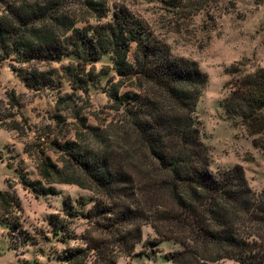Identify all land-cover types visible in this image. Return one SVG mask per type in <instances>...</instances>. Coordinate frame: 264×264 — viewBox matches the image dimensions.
I'll list each match as a JSON object with an SVG mask.
<instances>
[{
  "label": "trees",
  "instance_id": "trees-1",
  "mask_svg": "<svg viewBox=\"0 0 264 264\" xmlns=\"http://www.w3.org/2000/svg\"><path fill=\"white\" fill-rule=\"evenodd\" d=\"M203 1L177 7L200 9ZM106 54L115 73L105 91L107 124L92 126L78 117L82 131L50 142L56 161L41 155L39 179L21 178L35 195H54V185L92 195L89 208L78 199L49 220L60 242H79L66 245L63 263L116 264L134 253L149 226L156 244L179 246L165 255L170 264H264V189L252 190L238 165L210 169L211 154L194 117L207 85L197 63L172 55L116 0H0V67L5 61L26 65L17 76L27 89L52 88L64 79L73 93H86L93 65ZM63 61L55 80L45 69ZM73 95L58 105L72 102ZM222 108L228 118L241 120L264 154V70L234 76ZM19 207L13 194L0 191V217ZM78 217L87 225L79 236L67 222ZM10 236L33 243L18 219Z\"/></svg>",
  "mask_w": 264,
  "mask_h": 264
},
{
  "label": "rangeland",
  "instance_id": "rangeland-1",
  "mask_svg": "<svg viewBox=\"0 0 264 264\" xmlns=\"http://www.w3.org/2000/svg\"><path fill=\"white\" fill-rule=\"evenodd\" d=\"M195 1L116 0V4L141 19L167 44L172 55L196 62L207 75L194 117L211 154L210 169L217 172L238 165L248 186L259 192L264 189V154L253 146V137L241 120L225 115L222 102L234 76L264 70V0H205L200 9L177 7ZM66 64L55 63L45 71L55 80L61 79L60 66ZM23 68L26 65L12 61L0 67V191L13 194L20 205L14 214L0 217V264H64L60 255L66 245L75 247L79 242H60L52 234L49 220L78 199L84 209L89 208L92 195L74 185H54V195H35L23 188L21 178L30 182L39 179L35 165L41 155L56 161L50 142L73 138L82 131L78 117L92 126L107 124L110 102L105 91L109 88L107 80L115 73L106 54L93 65L95 78L86 93H73L64 79L52 88L34 91L17 76ZM129 86L130 82H125V88L132 90ZM69 94H74L72 102L58 105V99ZM3 125L8 126L1 128ZM12 126L18 130L9 129ZM15 219L33 243L10 236ZM67 222L70 232L77 236L87 228L79 217ZM155 239L152 229L144 226L134 253L119 258L116 264H170L165 255L179 246L173 241L156 244ZM211 264L237 263L222 260Z\"/></svg>",
  "mask_w": 264,
  "mask_h": 264
}]
</instances>
